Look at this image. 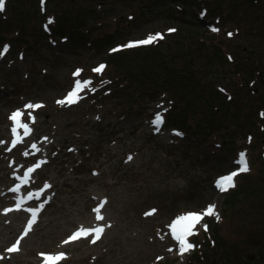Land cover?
Instances as JSON below:
<instances>
[{"label": "rangeland", "instance_id": "1", "mask_svg": "<svg viewBox=\"0 0 264 264\" xmlns=\"http://www.w3.org/2000/svg\"><path fill=\"white\" fill-rule=\"evenodd\" d=\"M71 1L43 0L42 4V0H7V10L0 13V31L19 40H0V49L9 46L0 58V141L4 142L0 143V213L15 207L16 201L2 203L12 198L7 193L10 185L24 168L41 160L46 163L39 167L35 179L19 191V196L35 191L34 188L47 191L46 198L29 202V208L38 204L44 207L51 200L42 208L41 221L27 236L23 233L31 213L20 208L0 218V264H39L43 261L40 253L63 251L68 256L58 264H190L193 251L203 246L208 254L202 256L208 258L201 264H223V253L230 251L226 247L237 248L235 264L245 261L241 252L259 253L264 249V119L252 124L250 104L258 100L264 111V77L256 72L246 74L249 70L244 67L234 72L231 64L209 57L207 51L187 57L194 60L196 68L192 67V71L202 76L196 78L201 84L183 91L189 106L174 113L184 114L181 120L187 121V126L208 127L204 113L209 112L213 103L201 93L202 86L216 83L226 88L235 84L245 103L242 112L235 107L232 110L244 117L242 120L253 132L250 143L252 135L244 137L241 125L231 121L225 126L215 123L214 135L201 142L190 127L167 123L160 127L152 123L157 113L164 116V110L171 107L172 101L164 95L150 101L127 79L111 82L105 70L97 73L93 69L108 63L107 54L112 49L149 34L161 33L160 40L169 45L164 48L174 52L175 43L171 40L177 35L176 30H183L186 43H190L192 35L206 34L207 40L200 38L206 46L216 45L224 54L228 53V59L231 54L234 63L236 55L241 66H250L253 61L254 66L264 65V0L251 5L249 0H219L224 3L220 8L216 0H184L187 4L183 0H102V5L96 3L98 0H76L75 4ZM59 7L73 20L72 38L69 21L63 32H58L55 10ZM50 18L53 23L48 24ZM213 27L219 31H212ZM101 33L108 39L98 45L93 38ZM67 35L70 37L63 39ZM167 38L171 40L165 42ZM171 60L175 66H155V71L181 70L182 55ZM204 67L218 69H197ZM108 68L113 67L108 63ZM77 69L82 71L74 76ZM77 79L92 83L80 92L81 98L73 105L58 104ZM246 80L255 83V95L246 92ZM102 83L110 86L116 97H106ZM30 102L43 107L25 109ZM17 109L23 111L22 120L30 125L33 134L8 151L13 135L9 117ZM29 112L35 123L29 119ZM174 128L182 136L173 134ZM33 143L39 151L31 147ZM238 150H245L250 171L234 178L236 187L229 189L230 194L229 190L220 193L216 181L238 166ZM25 152L29 154L24 155ZM93 170L96 173L92 174ZM46 183L54 186L45 189ZM257 188L259 191H255ZM240 190L242 193L237 195ZM104 201L100 211L104 219L97 220L94 209ZM212 202L216 203L220 219L205 216L195 229L201 243L197 239L196 248L182 256L178 242L170 236L169 226L178 216L203 212ZM12 222L14 229L9 232ZM83 225L105 226V230L96 243L91 242L93 233L80 238L74 249L63 247L61 242L69 232ZM204 225L208 226L207 231L202 230ZM22 236L20 250L7 252ZM193 237L190 242L195 240ZM216 239L223 244L218 245Z\"/></svg>", "mask_w": 264, "mask_h": 264}, {"label": "trees", "instance_id": "2", "mask_svg": "<svg viewBox=\"0 0 264 264\" xmlns=\"http://www.w3.org/2000/svg\"><path fill=\"white\" fill-rule=\"evenodd\" d=\"M102 0H98L96 3L99 5H102ZM216 0V5L218 8L222 6L223 1ZM234 2H238V0H233ZM253 1L255 3H258L260 0H249L250 5L253 4ZM184 2V0H183ZM76 0H72L71 4H75ZM186 3V2H184ZM215 3V2H214ZM214 3H211L214 4ZM187 4V3H186ZM188 6V5H187ZM184 6L183 8H185ZM60 7L55 10L56 15V21H57V26H58V32L61 33L65 29L66 25L69 23V28L68 32H70V36L72 38L73 34V29L75 28L74 23H72L69 17L65 15L64 11L62 13V10H60ZM71 9V8H70ZM68 9V10H70ZM96 11V8H94ZM215 9V8H214ZM224 12V6L223 8ZM245 9V7H244ZM7 10V9H6ZM5 10V11H6ZM74 10V9H72ZM177 10H179L177 8ZM183 11V10H180ZM215 10L211 9V13L214 14ZM3 13V12H1ZM5 13V12H4ZM260 18V17H259ZM261 19V18H260ZM180 21H184L186 23H189L190 21L185 18H178ZM210 25V24H209ZM261 27V24H259ZM264 25V21L262 24V27ZM261 27V28H262ZM264 30V28H263ZM56 31V30H55ZM194 32H198V30H193ZM175 33L177 34L176 36H173V40L170 38H167L166 41H172L175 43V51L171 52L168 49H165L164 46L168 47L169 45L164 43L161 40H158L150 45H141L138 47L134 48H123L120 51H115V52H109L107 54V62L113 67V68H108L107 69V64L106 63V68L104 69L106 71V74H109V79L111 82L113 80H117L119 78H125L128 80V84H131L132 86L136 87V90L147 97H149L150 101H157L160 99L161 95H164V97L167 100H171V107H167V110L164 111V120L167 125H180L184 129L186 128H191L192 134H194L195 137H199V141L201 142H207L211 139V137L214 135V131L216 130V127H214L215 123H221L225 125L230 124L231 122H235L236 124H239L242 126V133H244V137L248 136L251 134L253 136L252 129L247 127L246 123L242 120L244 117L239 116L235 114L232 110V108H236L238 111L242 112V105L245 103L243 98L239 95V91L241 89L237 87L235 84L228 85V87L223 88L222 85L216 84V83H205L204 86L201 88V93L205 96V98L213 103L212 107H210L209 112H205V117L208 122V127H202L201 124H198L196 126H187V121L185 122L184 120L182 121L181 118L184 115H181L179 113L175 114L174 112H177L179 108L185 109L189 104L185 100V95H184V90L194 86H198L201 84V82L196 79V78H202V76L196 75L192 71V67H195L194 60L189 59L187 60V57L189 58H194V55H197L199 52L207 51V55L212 58H216L218 60H221L222 62H226V65L232 66V70L234 72H239L242 71L241 67H244L245 69H248L249 71L244 72L246 74H251V73H257L260 74L264 77V65L262 63V60H260L259 64L262 63V65L259 66H254L255 61L251 63L250 66H241L240 62L241 60L237 59V56L235 55V63L233 62V57L230 54L229 57H231L232 61L228 62V53L224 54L222 51L219 50V48L216 45H211V46H206L204 42L200 40L206 39L205 36L206 34H195L191 36L190 43H186L183 40V30H176ZM41 34V33H40ZM21 37L24 35L19 34ZM48 36L47 34H45ZM69 35L64 36L63 38L67 40V38L70 37ZM19 37V36H17ZM16 37H8L5 35L4 32L0 31V40H14L15 43H19V40L15 39ZM94 41L100 45V43L104 42L105 40L108 39V37L105 35V33L99 34L97 37L93 38ZM178 39V41H176ZM207 40V39H206ZM195 41V43L193 42ZM169 48V47H168ZM177 51V52H176ZM182 55L183 57V62L180 64L182 66L181 70H175V71H155L156 67L158 66L162 69L164 68H169L172 64V59L176 58L177 55ZM240 55L241 53L238 52ZM169 56V57H167ZM233 62V63H230ZM134 64V65H133ZM177 65V66H180ZM175 66V65H173ZM153 67V68H150ZM196 68V67H195ZM197 69H203L204 72H208L210 70H217L218 68H212V67H204V68H197ZM228 69V68H227ZM224 70V69H223ZM111 72H125L124 75L120 76H114ZM121 85H123L121 83ZM254 85L255 83H252L250 80H246L244 82V86L246 87V92L251 95L254 94ZM103 88H105L106 83H102ZM101 89V88H100ZM121 88H118L120 90ZM98 89H96L97 91ZM107 94L106 97L112 96L114 93L111 92L110 86H106ZM223 90V91H222ZM138 93V94H139ZM92 95L94 94V91L91 93ZM252 96V95H251ZM113 97H116V95H113ZM187 99V98H186ZM218 101L221 102V104L217 103ZM264 102V100H263ZM189 109V108H188ZM262 109V105L258 100H255L250 104V110L254 114V118L252 120V124L258 122L260 123L264 117L261 116V113L264 112ZM239 117H241V120H239ZM249 116H247L248 118ZM186 123V124H185ZM182 124V125H181ZM179 127V126H177ZM233 127V126H232ZM229 130L228 128H226ZM230 138L233 137V135H229ZM225 141L228 140L227 137H224ZM239 151V150H238ZM252 159H253V152H251ZM251 157V156H250ZM263 158V156H262ZM261 159V161H263ZM264 159V158H263ZM240 185V181L238 182L237 187ZM232 190H230L229 194L231 193ZM255 191H259V189H255ZM242 193V190L239 191L237 195ZM227 201V199H226ZM210 228V225H209ZM203 231L205 229H202ZM201 230V231H202ZM197 235H194L193 243L195 246H197L196 240ZM199 240V239H198ZM197 240V241H198ZM200 241V240H199ZM198 241V242H199ZM218 245L223 244L222 241H218L216 239ZM201 243V241L199 242ZM216 244V242H215ZM214 244V245H215ZM213 245V246H214ZM226 247V244H225ZM196 248V247H195ZM212 250H214V247H210ZM229 248L230 251H225L223 253L224 256H226V260L224 261L223 264H235L234 262H238L237 256H236V249ZM225 248V250H226ZM203 250V251H202ZM239 251V249H238ZM208 254V250L204 248V246L199 249H195L192 253V257L190 259V264H201L204 263L205 260H207L208 257H203L202 255ZM242 255V258L244 257L245 261L240 262L239 264H243L247 262L246 264H249V262H260L264 263V249L262 248L259 250V253L255 252H241L239 253ZM241 258V259H242ZM218 263V261H217Z\"/></svg>", "mask_w": 264, "mask_h": 264}, {"label": "snow or ice", "instance_id": "3", "mask_svg": "<svg viewBox=\"0 0 264 264\" xmlns=\"http://www.w3.org/2000/svg\"><path fill=\"white\" fill-rule=\"evenodd\" d=\"M42 4H43V0H42ZM5 7H6V0H0V12L4 11ZM51 23H53V20L50 18L48 21V24H51ZM47 27H48V25H45L46 30H47ZM211 30L214 32L219 31V29L215 28V27H213ZM168 31L174 32L175 29H169ZM228 35L231 37L233 34L228 33ZM160 39H163V35L161 33L149 34L146 38L138 39V40H134V41H129L127 44L120 45V46H118V48L112 49V51L115 52V51H118L122 48H134V47H138L141 45H150V44H152V43H154ZM8 51H9V46L4 45L2 47V49H0V58H2ZM229 59H231V57H229ZM105 68H106V65L100 64L97 68L93 69V71L97 72V73H101L104 71ZM81 71H82L81 69H77L73 75L79 76ZM91 83L92 82L90 80L81 81V80L77 79L75 81V85H74L72 91H70L64 99L58 100L57 103L61 104V105L65 104V103H68V104L76 103L78 101V99L81 98L79 95L80 92L83 91L84 88L90 86ZM92 90L95 91V89H92ZM41 107H43L42 104L31 103V102L24 106L25 109H31V110L39 109ZM23 115H24L23 111L20 109H17L9 117V119L13 122V127H12L13 139L11 142V147L7 149L8 151H11V148H14L18 143L23 142V137L20 136L19 129L22 128L24 130V133H23L24 136L31 134L32 129L30 128L29 124L23 122V120H22ZM28 115H29V119L31 120V122L35 123V117L32 115V113L29 112ZM261 116L264 117V112L261 113ZM152 123L156 124V125H159L160 123H162L161 114L157 113V115H156V117ZM177 134L179 135V133H177ZM249 140H251V137H249ZM0 143H4V142L0 141ZM31 147L35 151L40 150L35 143H33L31 145ZM28 154H29L28 152L24 153V155H28ZM128 159L131 160L132 157L129 156ZM43 163H46V161L41 160V161L37 162L35 165H33L32 167L27 168L24 171L23 175L18 177V179L20 180V183L16 184L15 187L10 189V191L19 192L21 189V185L27 184L31 178V174L37 168H39ZM237 163L239 165L238 170L232 171L229 174L221 176L217 179L216 186L220 191L226 192L230 188H234L235 187V179L234 178L237 177L240 173H246V172L250 171L249 162H248V160L246 158V154L244 152H241L239 154V159H238ZM49 187H50V185L47 183L44 185L45 189H47ZM31 198H32V193H28L26 198L25 197H18L17 202L15 204V208L14 209L13 208H6V209H4V213L6 214L9 211L20 210V208L22 207L24 199H31ZM104 203H106V201L102 202L99 207L94 209V211L97 213V216H96L97 220H103L104 219V217L100 214L101 208L103 207ZM42 208H43V204H41L39 207L27 209V211L32 214V217H31V219L28 220L27 227L24 229V233H23L24 236H27V234L31 230L33 224L36 221V217ZM213 215L216 216L217 220L220 219L218 213L216 212V206L215 205H208L206 210H204L203 212H196V211L188 212L186 214L178 216L173 221V223L169 227H170L173 238L176 241H178L179 253L181 255H183L186 252H189L194 247H196L194 244H192L189 241L188 238L197 234V232L195 231L196 226L203 220V218L205 216H213ZM204 229H205V231H207L208 226L204 225ZM104 230H105V226H98L96 228H84L83 226H81L77 231H75L72 235H70L67 238V240H65L63 243L67 244L69 242L76 241V240L80 239L81 237H87V236L91 235L92 233H95V235H94V238L91 240V242L96 243V241L100 239ZM22 239H23V236L20 239H17L15 241V243H13L12 246L9 247L6 251L9 253H15V252L19 251V245H20ZM169 251H171V249H169ZM40 255L44 258V264H58V262L60 260L66 258V254L63 252L56 253V254L40 253ZM0 259H2V257H0Z\"/></svg>", "mask_w": 264, "mask_h": 264}, {"label": "bare ground", "instance_id": "4", "mask_svg": "<svg viewBox=\"0 0 264 264\" xmlns=\"http://www.w3.org/2000/svg\"><path fill=\"white\" fill-rule=\"evenodd\" d=\"M5 11V10H4ZM4 11H2V12H4ZM41 154H42V152H41ZM55 178V173L51 176V180H53ZM54 183H57V181L56 182H54ZM54 183H52L51 184V186H50V188L51 187H53L54 186ZM77 186V185H76ZM236 187V186H235ZM228 192H230V190L228 191ZM3 194H5V191H4V193ZM96 194H93V196H95ZM43 197H45V194H42L41 196H40V198H43ZM8 200H11V198H9V199H6L5 201H3L2 203L4 204L6 201H8ZM51 203V200L50 201H48L47 203H46V205L43 207V209L47 206V205H49ZM8 214H10L9 212L8 213H0V218L1 217H4V216H8ZM101 214V213H100ZM95 216H97V213H95L94 214ZM19 217V216H18ZM17 217V218H18ZM41 221V219H37L35 222L37 223V225H38V223ZM9 223V222H8ZM7 223V225H10V224H8ZM99 224H101V221H99ZM83 226H87V225H83ZM14 229V227H13V222H12V225H11V229H9V232H11L12 230ZM79 242V241H78ZM77 241H75V242H73V243H71V242H69V243H67V244H63V247H66L67 248V246L69 247V248H71L72 247V249H74L75 248V246H73V245H76L77 243H78ZM20 250V249H19ZM186 255V253H184L182 256H185ZM68 256V255H67ZM181 260H182V257H181Z\"/></svg>", "mask_w": 264, "mask_h": 264}]
</instances>
